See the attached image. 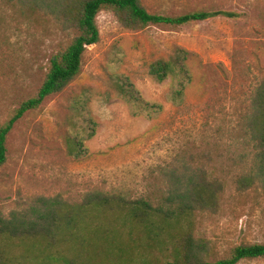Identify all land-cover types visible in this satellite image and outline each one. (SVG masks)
Returning a JSON list of instances; mask_svg holds the SVG:
<instances>
[{"label":"rangeland","instance_id":"1","mask_svg":"<svg viewBox=\"0 0 264 264\" xmlns=\"http://www.w3.org/2000/svg\"><path fill=\"white\" fill-rule=\"evenodd\" d=\"M139 3L151 14L214 15L142 25L100 9L99 40L86 46L79 74L7 134L0 264H190L185 235L210 262L264 243V186L254 178L264 161L249 124L264 78V0ZM75 11L70 0H0V125L77 35L62 15L74 20ZM176 48L188 52L191 78L173 101L172 76L158 82L149 67ZM120 84L154 108L134 112ZM78 97L81 113L71 107ZM88 118L94 135L77 142Z\"/></svg>","mask_w":264,"mask_h":264},{"label":"trees","instance_id":"2","mask_svg":"<svg viewBox=\"0 0 264 264\" xmlns=\"http://www.w3.org/2000/svg\"><path fill=\"white\" fill-rule=\"evenodd\" d=\"M75 6V19L70 20L64 12L62 15L70 27L77 30V35L73 40L59 53L53 55L50 59L49 70L38 88L36 94L22 101L19 107L14 111L7 122L0 125V166L6 161L7 148L6 137L13 127L14 123L23 114L33 108L38 107L45 98L52 94L61 92L80 72L81 59L87 45L95 44L99 40V30L96 24V16L101 8L111 7L117 10L126 11L127 14L135 21L136 24L147 25L149 23H166L181 24L189 21L206 19L213 16L214 13L192 12L178 17H170L159 14H151L147 12L139 3V0H70ZM188 52L182 48H176L167 59H159L150 64L149 73L156 81L161 82L168 76H172L173 84L170 89V98L173 101L180 99L183 94L184 87L190 82V73L185 63ZM119 95L128 102L137 111H147L148 108H154V104L144 100L133 87L120 84ZM251 108L250 126L255 136L256 143L260 148V156L264 161V78L258 86ZM82 101L80 97L72 102V109L75 112L83 111ZM89 126L83 128L82 132L75 133L76 141L81 142L79 137L86 136V139L94 135L95 123L88 118ZM254 178L259 180L264 186V165L257 166L254 170ZM196 196L200 197V191L196 192ZM195 196L194 200L197 201ZM100 201V198H97ZM108 199L101 198L102 203H106ZM144 204V203H143ZM146 205V204H145ZM122 208V207H121ZM140 208L139 204L136 208L131 209L137 213ZM118 209H120L118 207ZM146 212V209H143ZM76 213V212H75ZM74 214V213H73ZM0 229L5 230L0 219ZM184 246V257L190 264H236L244 258H264V243L240 244L232 249L227 258L218 259L216 261H204L192 253L193 239L185 235L182 237ZM178 262H167L166 264H177Z\"/></svg>","mask_w":264,"mask_h":264}]
</instances>
